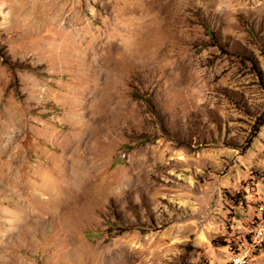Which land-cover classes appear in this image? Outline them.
<instances>
[{
  "label": "rangeland",
  "instance_id": "374dc122",
  "mask_svg": "<svg viewBox=\"0 0 264 264\" xmlns=\"http://www.w3.org/2000/svg\"><path fill=\"white\" fill-rule=\"evenodd\" d=\"M263 116L264 0H0V264H227Z\"/></svg>",
  "mask_w": 264,
  "mask_h": 264
},
{
  "label": "built area",
  "instance_id": "2783aa9c",
  "mask_svg": "<svg viewBox=\"0 0 264 264\" xmlns=\"http://www.w3.org/2000/svg\"><path fill=\"white\" fill-rule=\"evenodd\" d=\"M258 214L253 217L247 235L243 239L242 248L229 251L227 264H251L257 258L256 252L264 255V205L256 210Z\"/></svg>",
  "mask_w": 264,
  "mask_h": 264
},
{
  "label": "trees",
  "instance_id": "16d2710c",
  "mask_svg": "<svg viewBox=\"0 0 264 264\" xmlns=\"http://www.w3.org/2000/svg\"><path fill=\"white\" fill-rule=\"evenodd\" d=\"M263 122H264V116L261 117V118H259V121H258V123H257V125H256L257 129H258V127H260V126L263 124ZM257 129H256V130H257ZM221 244H223V246L226 245V244H224V243H221Z\"/></svg>",
  "mask_w": 264,
  "mask_h": 264
}]
</instances>
